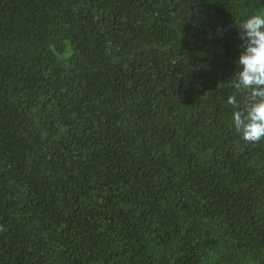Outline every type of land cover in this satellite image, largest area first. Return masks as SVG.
I'll list each match as a JSON object with an SVG mask.
<instances>
[{
    "label": "trees",
    "instance_id": "1",
    "mask_svg": "<svg viewBox=\"0 0 264 264\" xmlns=\"http://www.w3.org/2000/svg\"><path fill=\"white\" fill-rule=\"evenodd\" d=\"M264 0H0V264H264V143L228 98Z\"/></svg>",
    "mask_w": 264,
    "mask_h": 264
},
{
    "label": "clouds",
    "instance_id": "2",
    "mask_svg": "<svg viewBox=\"0 0 264 264\" xmlns=\"http://www.w3.org/2000/svg\"><path fill=\"white\" fill-rule=\"evenodd\" d=\"M238 56L228 98L232 127L245 143H264V12L234 21Z\"/></svg>",
    "mask_w": 264,
    "mask_h": 264
}]
</instances>
